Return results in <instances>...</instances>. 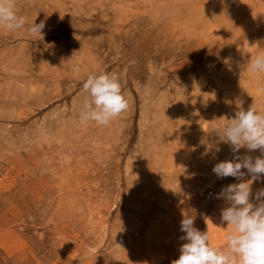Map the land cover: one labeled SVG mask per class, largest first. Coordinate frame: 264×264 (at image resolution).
Returning <instances> with one entry per match:
<instances>
[{
	"label": "rangeland",
	"instance_id": "374dc122",
	"mask_svg": "<svg viewBox=\"0 0 264 264\" xmlns=\"http://www.w3.org/2000/svg\"><path fill=\"white\" fill-rule=\"evenodd\" d=\"M164 1L14 0L26 24L0 28V264H172L185 213L226 248L217 194L240 181L212 171L233 159L216 130L239 108L264 113V73L247 69L264 53V9L201 37ZM100 73L128 102L107 126L79 118Z\"/></svg>",
	"mask_w": 264,
	"mask_h": 264
},
{
	"label": "clouds",
	"instance_id": "9594fccd",
	"mask_svg": "<svg viewBox=\"0 0 264 264\" xmlns=\"http://www.w3.org/2000/svg\"><path fill=\"white\" fill-rule=\"evenodd\" d=\"M25 24L26 19L17 15L14 0H0V28L15 31ZM44 26V22L33 23L29 31L42 37ZM247 69L256 75L264 73V53L251 57ZM83 89L90 95L79 112L83 122L107 126L128 108L119 78L114 73L89 75ZM226 120L227 124L217 129L216 135L220 142L231 146L233 159L219 162L212 169L218 179L234 177L240 181L223 187L217 194V198L227 204L221 209V223H226L230 229L226 248L211 246L208 231L201 232L194 227V216L185 213L180 231L185 233L181 240L186 242L172 264H264V188L255 194L252 189L253 182L264 180V113L252 105L247 110L239 108L233 118ZM241 148L249 152L259 150L261 155L241 156ZM246 176L250 179H245Z\"/></svg>",
	"mask_w": 264,
	"mask_h": 264
},
{
	"label": "bare ground",
	"instance_id": "6f19581e",
	"mask_svg": "<svg viewBox=\"0 0 264 264\" xmlns=\"http://www.w3.org/2000/svg\"><path fill=\"white\" fill-rule=\"evenodd\" d=\"M220 1L224 3L222 4V7L219 11L216 10L217 5L216 6L210 5L211 2L210 0L209 1L208 0H165L164 3L161 4L158 3V5L160 10L161 9L166 10V12L167 13L169 12L171 15L178 14L180 16V19H178V16H175V19L176 18L178 19L177 25H180L184 33L185 31L191 33H197V34L202 33V35L199 34V36L201 37H203L207 33L206 32L207 27L208 30H211L213 28L211 27V29H209L210 27L208 26V25L211 26V22L213 20L214 21L216 20V23L217 20L219 21L221 20V24L224 25L225 19L228 18L227 14H233V11L235 10L237 12L235 13V16L233 18L237 17V14H242V12L245 9L246 10L244 12L250 14L259 13V10L264 9L262 7L259 8L255 7L256 6L255 4H259V3L261 4V0H220ZM239 21L241 20H238L237 22Z\"/></svg>",
	"mask_w": 264,
	"mask_h": 264
}]
</instances>
